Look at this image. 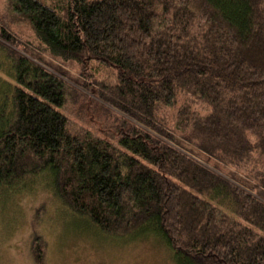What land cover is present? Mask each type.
<instances>
[{"label": "trees", "instance_id": "1", "mask_svg": "<svg viewBox=\"0 0 264 264\" xmlns=\"http://www.w3.org/2000/svg\"><path fill=\"white\" fill-rule=\"evenodd\" d=\"M9 10L29 29L0 17V193L46 177L103 232L161 235L177 264H264V0ZM84 91L107 118L73 131Z\"/></svg>", "mask_w": 264, "mask_h": 264}, {"label": "rangeland", "instance_id": "2", "mask_svg": "<svg viewBox=\"0 0 264 264\" xmlns=\"http://www.w3.org/2000/svg\"><path fill=\"white\" fill-rule=\"evenodd\" d=\"M39 1L51 4L56 0ZM9 4L10 0H0V17L9 19L17 31L19 27L29 29L27 23L10 14ZM4 57L3 54L1 58ZM2 73L6 78V72ZM107 76L101 72L97 78ZM84 92L65 107L73 131L91 129L96 117L102 121L107 118L101 116L102 106L94 107L100 98L93 92ZM24 181L16 191L0 193V264H39L34 252L38 243L43 248L42 264H177L174 251L161 235L105 233L63 204L48 178L30 175ZM259 196L264 199V192Z\"/></svg>", "mask_w": 264, "mask_h": 264}]
</instances>
